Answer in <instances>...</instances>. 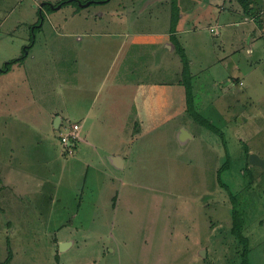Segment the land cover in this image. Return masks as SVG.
I'll use <instances>...</instances> for the list:
<instances>
[{
  "label": "rangeland",
  "instance_id": "374dc122",
  "mask_svg": "<svg viewBox=\"0 0 264 264\" xmlns=\"http://www.w3.org/2000/svg\"><path fill=\"white\" fill-rule=\"evenodd\" d=\"M61 1L0 0V264H264V0Z\"/></svg>",
  "mask_w": 264,
  "mask_h": 264
},
{
  "label": "trees",
  "instance_id": "16d2710c",
  "mask_svg": "<svg viewBox=\"0 0 264 264\" xmlns=\"http://www.w3.org/2000/svg\"><path fill=\"white\" fill-rule=\"evenodd\" d=\"M243 1V0H242ZM68 1L67 0H64L63 2L61 1V3H67ZM92 2H94V0L92 1ZM245 5H247V4H245ZM260 11V10H259ZM253 12V11H252ZM252 12H249L247 9H246V13L249 15H251L252 14ZM258 11H255L254 12V14H256ZM177 14H178V12H177ZM176 14V15H177ZM253 14V15H254ZM40 15L41 16H43V13L42 12H40ZM253 15H251V16H253ZM258 18L259 19H257L258 20V23H259V25H261V27L264 29V22L263 21H261L260 20V16H258ZM37 25H35L34 27H36ZM42 26V24L40 25V27ZM33 39H35L34 38V36L32 37ZM35 42L33 41L32 42V44H34ZM180 47V46H179ZM178 47V48H179ZM180 52H183V50L182 49H180ZM25 54V53H24ZM22 55L21 57H18V58H15V59H13V60H10V61H8V62H6V64L4 65V67H2V68H0V70H8L9 68H10V66H11V63H13V62H16V61H18V60H20L21 58H24V57H26L27 55ZM187 72V71H186ZM186 72H185V74H186ZM187 82V85H189L190 83V81L188 80V81H186ZM189 89H190V87L188 88V91H189ZM190 93H191V91H190ZM191 95H188V98L190 97ZM191 101V100H190ZM199 118V117H198ZM211 128H214L213 126H210ZM72 143V142H71ZM225 165H227V164H225ZM226 169V166L225 167H222L221 169H220V172H222V171H224ZM221 175V174H220ZM234 199V200H237V197H235V195H234V193H232L231 194V199ZM233 213V215H234V224H233V226L231 227V228H229V230L230 231H227V233L229 234H231L232 236H233V238L235 239H237L236 240V242H237V244L240 246V251H239V254H238V257H239V263L238 264H252V261H251V259H250V253H251V245H250V237L247 235V234H245V229H244V219H239V218H237L236 217V215L237 214H235L234 212H232ZM225 243V242H224ZM223 243V244H224ZM6 262V261H5Z\"/></svg>",
  "mask_w": 264,
  "mask_h": 264
},
{
  "label": "water",
  "instance_id": "95a60500",
  "mask_svg": "<svg viewBox=\"0 0 264 264\" xmlns=\"http://www.w3.org/2000/svg\"><path fill=\"white\" fill-rule=\"evenodd\" d=\"M91 1H88L82 5H88L90 4ZM60 120H61V117H57L56 119V126H59V123H60ZM186 132V133H185ZM191 135L188 133L187 130L185 129H182L180 134H179V138L180 140L183 142L184 140L190 138ZM114 159H119L120 161L117 162L116 160V164L118 166H121L122 163H123V158L121 156H117L116 158L114 157ZM249 160H250V163L253 164V165H257V166H260L262 168H264V158L260 157L257 153L255 152H251L250 155H249ZM72 243V241H66V242H61V249L62 250H65L66 248H68L70 246V244Z\"/></svg>",
  "mask_w": 264,
  "mask_h": 264
},
{
  "label": "crops",
  "instance_id": "0c3cea01",
  "mask_svg": "<svg viewBox=\"0 0 264 264\" xmlns=\"http://www.w3.org/2000/svg\"><path fill=\"white\" fill-rule=\"evenodd\" d=\"M91 2H92V1H91ZM91 2H90V3H91ZM44 3H48V1H45ZM60 4H61V7H62V4H65V3H60ZM42 6H43V5H42ZM258 8H259V6H258ZM244 11L246 12V9H245ZM260 12L264 13V11H260ZM260 12H258L257 15H259ZM245 14H247V13H245ZM257 15H253V16L246 15V19H248V22H251V23H252L253 25H255V27H256V28H252V29H251V31L253 30V33L250 35L251 38L254 37L253 35L258 34L259 32L263 33V31L260 29V27L256 25V23H257V19H259ZM254 18H255V19H254ZM212 29H214V28H212ZM256 29H258V30H256ZM259 29H260V30H259ZM261 33H260V34H261ZM260 34H259V35H260ZM60 121H61V120H60ZM71 144H73V143H71ZM73 146H74V145H73ZM114 157L116 158L117 156L113 155V156H111L109 159H110V161H111V164H112L114 167H117L118 165L116 164V159H114ZM121 157H122V156H121ZM122 158H123V157H122ZM124 164H125V162H124V158H123V163H122L121 166H118V168H119V167H120V168L123 167Z\"/></svg>",
  "mask_w": 264,
  "mask_h": 264
},
{
  "label": "built area",
  "instance_id": "2783aa9c",
  "mask_svg": "<svg viewBox=\"0 0 264 264\" xmlns=\"http://www.w3.org/2000/svg\"><path fill=\"white\" fill-rule=\"evenodd\" d=\"M213 30V29H212ZM78 129H79V124H74L73 127H71V133L69 132L68 135L63 136V141L64 143H69L70 144V139L69 136L74 137L73 135H78Z\"/></svg>",
  "mask_w": 264,
  "mask_h": 264
},
{
  "label": "bare ground",
  "instance_id": "6f19581e",
  "mask_svg": "<svg viewBox=\"0 0 264 264\" xmlns=\"http://www.w3.org/2000/svg\"><path fill=\"white\" fill-rule=\"evenodd\" d=\"M186 133V132H185ZM117 160V162H119L120 160L119 159H116Z\"/></svg>",
  "mask_w": 264,
  "mask_h": 264
},
{
  "label": "clouds",
  "instance_id": "9594fccd",
  "mask_svg": "<svg viewBox=\"0 0 264 264\" xmlns=\"http://www.w3.org/2000/svg\"><path fill=\"white\" fill-rule=\"evenodd\" d=\"M70 144H71V142H70Z\"/></svg>",
  "mask_w": 264,
  "mask_h": 264
},
{
  "label": "flooded vegetation",
  "instance_id": "af4514ba",
  "mask_svg": "<svg viewBox=\"0 0 264 264\" xmlns=\"http://www.w3.org/2000/svg\"><path fill=\"white\" fill-rule=\"evenodd\" d=\"M91 1H93V0H91Z\"/></svg>",
  "mask_w": 264,
  "mask_h": 264
}]
</instances>
